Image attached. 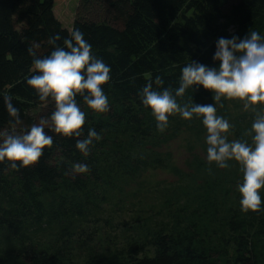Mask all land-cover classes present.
<instances>
[{
    "label": "trees",
    "instance_id": "16d2710c",
    "mask_svg": "<svg viewBox=\"0 0 264 264\" xmlns=\"http://www.w3.org/2000/svg\"><path fill=\"white\" fill-rule=\"evenodd\" d=\"M61 1L0 0V131H12L5 96L11 97L23 122L17 133L54 111V102L40 101L27 84L36 74L31 71L33 57L28 49L38 44L35 51L43 58L54 50L50 37L59 34L57 45L63 46L74 29L83 33L92 54L111 69L110 81L102 86L109 111L101 113L105 120H98L77 97L86 113L80 139L89 129L101 137L87 156L76 148L77 138L45 129L53 145L43 150L38 163L17 170L7 160L0 162V237H5L11 256L20 261L15 264H264V205L260 212L241 211L237 187L242 183L241 171L229 206L222 201L213 206V212L206 214L208 223L192 220L196 208L191 214L184 209L164 212L154 205L149 210L147 203L138 204L133 197L128 211L144 215L136 220L139 231L125 240L108 232L106 242L98 238L100 227L113 226L108 211L113 200L120 205L125 196L131 197L133 186L130 190L128 186L140 181L132 170L138 164L135 151L145 143L203 126L202 118L186 120L176 114L169 117L164 132L158 131L151 109L142 103L143 87L152 81L154 90L169 88L174 94L185 65L195 61L219 67L213 60L219 38H243L251 30L264 37V0H79L71 28L55 13ZM97 8L107 10L110 19H95ZM156 76L164 81L160 88L154 83ZM212 97L196 85L177 102L215 104L217 115L233 125L229 141L250 143L243 133L251 127L254 113L244 111L237 100H222L220 107ZM76 163L86 164L89 171L74 173ZM261 196L264 199V190ZM45 197L57 206L50 209ZM123 210L121 206L119 211ZM71 225L94 229L87 243L82 242L79 260L43 247Z\"/></svg>",
    "mask_w": 264,
    "mask_h": 264
},
{
    "label": "clouds",
    "instance_id": "9594fccd",
    "mask_svg": "<svg viewBox=\"0 0 264 264\" xmlns=\"http://www.w3.org/2000/svg\"><path fill=\"white\" fill-rule=\"evenodd\" d=\"M60 39L59 34L49 38L54 50L43 58L35 51L38 44L28 49L33 57L31 71L36 74L27 79V84L36 90L40 101L51 99L54 102L51 115L41 117L27 131L17 133V127L23 123L19 110L12 104L10 96L4 97L12 118L9 121L12 131H0V162L7 160L12 169L38 163L43 150L53 145V138L45 129L63 137L77 138L75 146L84 156L89 155L94 141L101 139L94 129H89L86 138L80 139L84 135L86 113L77 97H81L94 112H108V97L102 86L110 81L111 69L92 54L91 45L78 29L70 31L63 46L57 45ZM213 60L219 62L218 68L195 61L185 65L174 94L169 88L154 90L153 82L149 81L140 93L142 103L151 109L160 132L168 127L170 116L179 114L186 120L194 116L202 118L207 133L208 163L227 169L230 167L228 161H235L242 172V183L237 186L241 211L260 212L264 205L261 196L264 190V37L255 30L243 38L221 37L216 43ZM154 83L160 88L164 81L156 76ZM196 85L211 92L220 107L224 106L222 100H237L244 111L254 113L251 127L243 133L244 137L251 138L250 143L247 139L229 141L228 134L233 125L217 115L215 104H197L193 100L184 104L177 102V97L182 98ZM72 168L74 173L89 171L88 166L81 163Z\"/></svg>",
    "mask_w": 264,
    "mask_h": 264
},
{
    "label": "rangeland",
    "instance_id": "374dc122",
    "mask_svg": "<svg viewBox=\"0 0 264 264\" xmlns=\"http://www.w3.org/2000/svg\"><path fill=\"white\" fill-rule=\"evenodd\" d=\"M78 3L79 0H63L56 4L55 13L67 28L73 25ZM93 17L97 20L110 19L108 11L104 8H97ZM89 111L98 120L104 118L101 113L91 109ZM36 116L39 118V115ZM206 135V128L198 126L185 129L173 137L145 143L136 150L134 157L138 167L133 166L132 170L140 181L128 186V190L133 186L131 197L125 196L120 205H117V200H113L115 203L108 208L113 226L100 227L98 238L106 242L108 238L105 232H108V236H117L118 240H125L139 231L136 220L143 218L144 215L128 211L133 197L139 199L136 201L138 204L147 203L149 210L154 205L164 212H169L171 209H184L186 214H191V211L196 208L199 211L193 214L192 220L201 221L203 224L208 223L206 214L213 212V206H220L222 201V205L228 207L234 196L233 191L240 168L235 161H228L230 167L227 169H221L215 163L209 164ZM115 193L116 190L112 192V195ZM45 202L50 209L57 206L51 197H45ZM124 203L127 204L124 205ZM121 206H124L123 212L119 211ZM136 208L140 212L139 206ZM149 210L147 213L151 214ZM92 231L94 229L83 227V225H71L64 228L62 231L64 235L46 240L43 247L59 252L66 259L79 260L81 249H83L82 242L87 243L90 238L89 233ZM8 244L5 237H0V264L20 262L11 256V248Z\"/></svg>",
    "mask_w": 264,
    "mask_h": 264
}]
</instances>
